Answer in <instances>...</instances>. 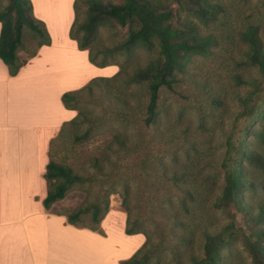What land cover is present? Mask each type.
Returning a JSON list of instances; mask_svg holds the SVG:
<instances>
[{
	"label": "rangeland",
	"instance_id": "1",
	"mask_svg": "<svg viewBox=\"0 0 264 264\" xmlns=\"http://www.w3.org/2000/svg\"><path fill=\"white\" fill-rule=\"evenodd\" d=\"M101 1L116 5L123 3V0ZM7 2L0 0V6H5ZM33 2L35 11L44 17L52 32L62 33L68 20L72 19L73 23L74 10L72 7L71 13L67 11L63 4H66V0ZM84 2L81 0L78 3L79 23L86 17L87 4ZM211 2L219 3L222 10L209 25L201 26V30L215 35L219 40L218 46L212 49L208 57L195 56L188 66V74H178L172 91L159 89V116L153 127H145L142 120L148 101L146 84L117 82L112 83L111 87L101 84L94 86L92 93L79 96L75 105L90 121L78 126L66 124L50 145L54 162L69 166L80 174L86 171L100 180L103 178L90 167L93 158L102 159L108 155L113 165L104 164L108 180L103 186L100 183H85L75 187L62 201L55 203L49 212L66 215L101 199L106 184L111 181L115 194L109 196V207L119 211L114 212L111 219L115 225L125 224L126 220L123 219L127 218V213L122 206V196L126 186L130 219L145 231L156 246L155 256L149 264H191L190 253L202 256L204 241L199 228L208 225L220 230L231 223L221 210L211 205L224 187L223 162L234 154L231 150L227 151L228 138L234 149L242 140L243 127L247 123L240 118L243 107L236 97L245 96L252 88L239 85V81L233 77L238 75L243 80L259 78L257 68L245 64L247 45L241 41L239 33L250 25H261V31L264 30V0ZM171 8L176 10L177 5L173 3ZM192 19L197 22L195 18ZM98 30L96 43L107 49L118 46L128 35V28L116 23ZM261 31L259 34L264 44ZM32 38L31 33L24 32L23 43L28 52L35 47ZM26 55L23 51L21 58H26ZM151 55L143 49H137L130 61L114 53L108 56L107 62L124 64L131 73L134 68L145 66ZM116 98L127 100L129 108L122 107ZM120 113L126 117H121ZM250 128L257 129L258 123L252 124ZM86 132H89V137L79 141L78 138ZM116 136L125 138L127 154L108 151L109 147L119 150L113 141ZM245 143H248L246 149L254 150L264 157V146L253 137L246 139ZM243 166L245 178L252 183V188L244 189L241 196L254 212H264V171L247 162ZM165 171L167 177L171 176L172 171L182 175L183 182L179 183V187L167 180ZM180 186L193 193L194 199L186 201L191 216H185L182 206L185 198ZM89 219V214L83 216L82 224L89 225ZM180 219L187 225L189 244L179 243L172 234L173 222ZM257 226L264 228V222ZM234 227L238 231L243 230L242 214L236 215ZM221 254L223 264H251L250 255L240 237L232 245L223 246Z\"/></svg>",
	"mask_w": 264,
	"mask_h": 264
},
{
	"label": "trees",
	"instance_id": "2",
	"mask_svg": "<svg viewBox=\"0 0 264 264\" xmlns=\"http://www.w3.org/2000/svg\"><path fill=\"white\" fill-rule=\"evenodd\" d=\"M7 1L5 6H0V60L7 67L9 75L15 76L36 55L40 47L50 44V38L44 24L33 17L30 0ZM80 1L74 0L73 2L74 20L69 31L70 39L76 41L78 49L88 51L91 64L97 67L116 65L119 70L112 77L93 79L82 89L62 95L61 101L64 107L77 112V115L68 123L78 126L82 122L90 121L89 117L78 111L75 105L79 96L83 93H92L94 86L106 84V87H111L112 83L117 82L144 83L147 86L148 101L142 119L143 125L147 128L153 127L159 116L157 109L159 89L165 88L172 91L178 74H188V66L195 56L208 57L212 54V49L218 46V38L213 34L204 33L201 26H207L215 20L222 10L220 4L211 2V0H123L122 4L116 5L103 3L101 0H85L84 3L87 4L86 17L82 23H79L78 3ZM173 3L177 5L176 10L171 8ZM192 18H195L197 22ZM115 23L128 28L126 39L112 49L98 45L96 43L99 35L98 29ZM25 31L31 33L35 42V47L30 52L27 51L23 43ZM260 31L261 25H250L245 31L239 33L241 41L247 45L245 64L256 67L259 78L243 80L238 75L233 77L239 81V85H247L252 88L245 96L236 97L243 107L240 118H243V121L247 123L243 127L242 140L234 149L228 138L227 151L231 150L234 154L223 162L224 187L222 193L215 197L211 205L213 208L221 210L231 220V223L220 230L212 229L208 225L199 228L204 241L202 256L190 253L191 264H223L221 248L225 245H232L238 237L241 238L243 246L250 255L251 264H264V228L257 226L264 222V212L262 210L254 212L241 196L244 189L252 188V183L245 178L243 163L247 162L264 171V157L254 150L245 148L246 145L248 146L245 140L251 137L264 146V44L259 34ZM261 33L264 35V30ZM137 49H143L152 55L155 54V57L151 55L145 66H138L131 73L127 71L124 64L107 62L108 56L114 53H118L125 57L126 61H130ZM19 51L26 52V58L19 57ZM116 100L122 107L129 108L127 100L119 98ZM120 115L123 118L126 117L125 114L120 113ZM256 122L258 128L251 129V125ZM88 137L89 132H86L78 140H86ZM113 141L119 150L109 147L110 153L127 154L125 138L116 136ZM109 157L104 155L102 159L93 158L90 161V167L103 176L100 180L86 171L85 174H80L69 166L54 162L49 150V160L43 175L47 188L46 196L42 200L44 210L49 212L55 203L62 201L75 187L85 183L89 185L100 183V186L107 183L108 177L104 164L113 165ZM164 175H167L166 171ZM166 178L171 180L176 187H179V183L183 182L182 175H177L175 171H172L171 176H166ZM108 183L110 184H106L105 193L101 199L89 202L69 214L56 215L64 216L67 223L74 227L102 233L99 225L109 212V196L115 194L113 182L108 181ZM124 188L122 206L127 213L124 232L126 235H144L145 243L130 259L121 264H149L151 258L155 256L156 246L145 231L139 228L133 219H130L126 204L128 191L126 186ZM180 189L185 198V201L182 202L185 216H191L192 212L186 201L194 199L193 193L188 188L180 186ZM87 214L90 215L89 225H84L82 224L83 216ZM237 214H242L244 217V228L239 231L234 227ZM186 229L187 225L182 219L173 222L172 234L181 244L190 242Z\"/></svg>",
	"mask_w": 264,
	"mask_h": 264
},
{
	"label": "crops",
	"instance_id": "3",
	"mask_svg": "<svg viewBox=\"0 0 264 264\" xmlns=\"http://www.w3.org/2000/svg\"><path fill=\"white\" fill-rule=\"evenodd\" d=\"M73 2H63L70 13ZM30 3L50 44L40 47L15 76L0 60V264H121L142 247L145 237L126 235L124 223L115 225L111 215L119 211L114 207L99 233L74 227L42 206L50 145L76 116L63 106L62 95L94 78L112 77L119 68L91 64L88 51L69 37L72 19L62 33L52 32Z\"/></svg>",
	"mask_w": 264,
	"mask_h": 264
}]
</instances>
